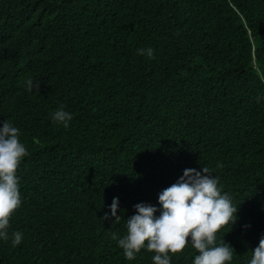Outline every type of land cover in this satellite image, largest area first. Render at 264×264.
<instances>
[{
  "label": "trees",
  "instance_id": "trees-1",
  "mask_svg": "<svg viewBox=\"0 0 264 264\" xmlns=\"http://www.w3.org/2000/svg\"><path fill=\"white\" fill-rule=\"evenodd\" d=\"M261 95L264 0H0V126H18L29 153L10 229L24 240H0V264H153L146 250L127 260L113 233L203 167L239 209L218 240L249 264L264 236ZM114 197L121 218L105 220Z\"/></svg>",
  "mask_w": 264,
  "mask_h": 264
},
{
  "label": "clouds",
  "instance_id": "clouds-1",
  "mask_svg": "<svg viewBox=\"0 0 264 264\" xmlns=\"http://www.w3.org/2000/svg\"><path fill=\"white\" fill-rule=\"evenodd\" d=\"M138 54L154 59L152 47L137 49ZM28 92L39 91L40 82L29 78L25 82ZM264 95L257 97V102ZM55 123L69 128L73 114L63 106L52 114ZM28 149L21 140V130L6 120L0 126V240L19 246L24 233L11 230L14 214L23 206L18 170ZM218 164L217 167H222ZM159 206L141 202L134 207L136 213L127 219L126 234L113 233L127 260H135L142 250L154 252L153 264H172L173 255L183 253L190 246L197 250L193 264H232L233 247L218 240V233L225 226L233 227L238 220V207L229 193L223 191L220 178L208 167L184 170L176 183L159 194ZM110 213L104 219L120 220L119 197H114ZM159 213V215H157ZM249 264H264V236L252 251Z\"/></svg>",
  "mask_w": 264,
  "mask_h": 264
}]
</instances>
